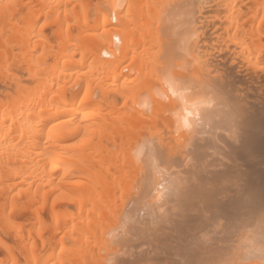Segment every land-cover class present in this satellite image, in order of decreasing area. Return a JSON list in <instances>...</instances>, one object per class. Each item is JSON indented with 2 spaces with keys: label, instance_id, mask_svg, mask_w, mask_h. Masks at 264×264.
<instances>
[{
  "label": "bare ground",
  "instance_id": "bare-ground-1",
  "mask_svg": "<svg viewBox=\"0 0 264 264\" xmlns=\"http://www.w3.org/2000/svg\"><path fill=\"white\" fill-rule=\"evenodd\" d=\"M0 264H264V0H0Z\"/></svg>",
  "mask_w": 264,
  "mask_h": 264
}]
</instances>
